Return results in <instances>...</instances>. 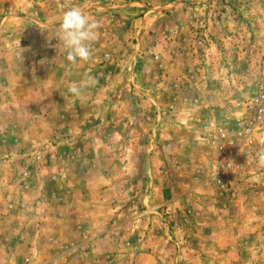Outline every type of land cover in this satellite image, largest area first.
Wrapping results in <instances>:
<instances>
[{
  "label": "rangeland",
  "instance_id": "1",
  "mask_svg": "<svg viewBox=\"0 0 264 264\" xmlns=\"http://www.w3.org/2000/svg\"><path fill=\"white\" fill-rule=\"evenodd\" d=\"M74 7L98 39L72 65ZM263 80L264 0H0V264H264V167L203 176L204 127Z\"/></svg>",
  "mask_w": 264,
  "mask_h": 264
},
{
  "label": "built area",
  "instance_id": "2",
  "mask_svg": "<svg viewBox=\"0 0 264 264\" xmlns=\"http://www.w3.org/2000/svg\"><path fill=\"white\" fill-rule=\"evenodd\" d=\"M231 110L232 116L209 121L204 127L207 156L203 176L220 192L229 190V178L239 162L250 165L264 152V80L238 99Z\"/></svg>",
  "mask_w": 264,
  "mask_h": 264
},
{
  "label": "clouds",
  "instance_id": "3",
  "mask_svg": "<svg viewBox=\"0 0 264 264\" xmlns=\"http://www.w3.org/2000/svg\"><path fill=\"white\" fill-rule=\"evenodd\" d=\"M97 27L98 25L91 22L78 7L64 12L59 21V30L54 36L58 40L55 46L57 55H63L64 59L72 65L90 60L92 44L98 39ZM93 83L94 78L89 77L84 85L73 84L68 91L78 97L85 87L92 86ZM258 162L264 167V152L259 154ZM215 171L217 173V169Z\"/></svg>",
  "mask_w": 264,
  "mask_h": 264
},
{
  "label": "crops",
  "instance_id": "4",
  "mask_svg": "<svg viewBox=\"0 0 264 264\" xmlns=\"http://www.w3.org/2000/svg\"><path fill=\"white\" fill-rule=\"evenodd\" d=\"M52 19V18H51ZM48 23V22H47ZM16 43V42H15ZM232 176L234 177L235 176V173L233 172V174H232ZM72 208H73V206H65V209L67 210V209H69L70 211H72ZM63 209H64V207H60V210L63 212V214H64V211H63ZM71 220V219H70ZM60 221H64L63 219H61ZM101 221H102V219L101 218H98V223H101ZM68 223H70V222H68ZM99 226V225H98ZM100 227V226H99ZM100 229V228H99ZM56 230L58 231L57 232V234L58 235H60L61 233H67V235H66V237H68V238H70L74 233H75V230H74V228H73V225H72V230H73V232L72 231H70V235L68 236V233L69 232H67V230L63 227V226H61V225H58L57 227H56ZM66 231V232H65ZM104 231V230H103ZM79 233L78 234H82L83 232H81V231H78ZM37 234H39L38 232H37ZM56 234V235H57ZM72 234V235H71ZM236 234H237V232H236ZM82 236H84V237H88V236H86L85 234H82ZM247 237H248V235H247ZM247 238H244L243 240H242V242H240V246L239 247H241L242 248V246H244L245 245V243H243V241L244 240H246ZM260 241H261V239H260ZM262 241H264V237L262 238ZM36 244V243H35ZM233 247V250L236 252L239 248H236L235 246H232ZM238 247V246H237ZM33 250H36V247H34L33 248ZM67 251H64V250H60V249H56V251H54L53 253L55 254V255H57V260L54 262V264H62L64 261V259L68 256L67 254H69V253H67V254H65ZM259 253L261 254V255H263L264 254V248L263 247H261L260 249H259ZM60 257V258H59Z\"/></svg>",
  "mask_w": 264,
  "mask_h": 264
}]
</instances>
